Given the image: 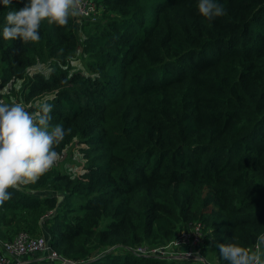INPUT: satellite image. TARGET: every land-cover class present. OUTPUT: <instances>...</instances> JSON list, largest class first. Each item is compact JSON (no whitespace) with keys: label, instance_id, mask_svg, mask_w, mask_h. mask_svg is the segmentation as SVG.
<instances>
[{"label":"trees","instance_id":"obj_1","mask_svg":"<svg viewBox=\"0 0 264 264\" xmlns=\"http://www.w3.org/2000/svg\"><path fill=\"white\" fill-rule=\"evenodd\" d=\"M94 1L97 20L43 21L24 43L2 35L23 0H0V101L34 112L47 98L70 130L58 156L80 144L85 161L9 189L0 241L45 236L14 264H201L131 250L201 223L203 264H227L215 242L264 234V0H217L213 20L198 0Z\"/></svg>","mask_w":264,"mask_h":264},{"label":"clouds","instance_id":"obj_2","mask_svg":"<svg viewBox=\"0 0 264 264\" xmlns=\"http://www.w3.org/2000/svg\"><path fill=\"white\" fill-rule=\"evenodd\" d=\"M83 0H23V7L9 11L3 27L5 40L20 39L24 43L40 40L43 21L66 26L70 18L81 15ZM11 7L13 0H2ZM200 15L208 20L225 15L217 0H198ZM75 63V61H74ZM49 73L55 69L48 68ZM53 106L45 98L30 112L20 103L0 101V206L12 197L9 189L36 184L58 160L55 150L70 130L51 125ZM235 241V237H233ZM220 258L227 264H264V234L256 237L255 246L244 247L237 242H215ZM196 258H202L197 253Z\"/></svg>","mask_w":264,"mask_h":264},{"label":"built area","instance_id":"obj_3","mask_svg":"<svg viewBox=\"0 0 264 264\" xmlns=\"http://www.w3.org/2000/svg\"><path fill=\"white\" fill-rule=\"evenodd\" d=\"M97 15L98 9L96 2L94 0H85L82 2L81 15L77 19L78 21L87 19L93 21ZM202 228L201 223H196L191 230L184 229L180 231L177 238L166 245L153 247L143 245L131 250L138 255H160L174 259H195L198 253L203 258L202 260L205 261L199 248L203 236ZM48 247L45 236H32L26 232H22L13 241H0V264H14L12 261L19 257L49 250ZM48 257L58 258V255L55 252L49 251Z\"/></svg>","mask_w":264,"mask_h":264},{"label":"rangeland","instance_id":"obj_4","mask_svg":"<svg viewBox=\"0 0 264 264\" xmlns=\"http://www.w3.org/2000/svg\"><path fill=\"white\" fill-rule=\"evenodd\" d=\"M99 17H100V15H99V11H98V15L95 19H93V21L97 20ZM74 61H75V63H74ZM73 65L81 68L82 62L78 58V59L73 60ZM79 147H80V144H78V145L75 144L67 152H64L63 155L58 156V160L56 161V165H59V166L62 165V169L67 170L69 172H73V173H77V174L82 173L83 172V165H84L85 161L83 160L81 154L78 152ZM72 151H73V154L69 155V153ZM36 258H38V260L44 259L42 256L36 257ZM200 258H202V257H200ZM193 260L197 261L200 259L195 258ZM14 262L15 261H12V263H14ZM184 262L189 264V262H191V261L190 260H184Z\"/></svg>","mask_w":264,"mask_h":264},{"label":"water","instance_id":"obj_5","mask_svg":"<svg viewBox=\"0 0 264 264\" xmlns=\"http://www.w3.org/2000/svg\"><path fill=\"white\" fill-rule=\"evenodd\" d=\"M59 199L62 200V196H59ZM207 264H210V263L207 262Z\"/></svg>","mask_w":264,"mask_h":264}]
</instances>
